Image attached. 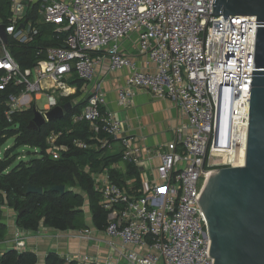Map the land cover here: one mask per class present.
I'll list each match as a JSON object with an SVG mask.
<instances>
[{
    "label": "built area",
    "instance_id": "1",
    "mask_svg": "<svg viewBox=\"0 0 264 264\" xmlns=\"http://www.w3.org/2000/svg\"><path fill=\"white\" fill-rule=\"evenodd\" d=\"M8 1L9 16L5 23L0 20L7 35V43L0 37V90L10 84L20 87L5 100L8 121L31 103L46 120L45 112L59 105L60 98L75 94L69 83L73 74L84 82L94 78L100 54L108 56L111 70H129L118 91L120 106L140 88L172 100L186 116L175 137L157 153L154 174L128 188L113 181L109 169H121L127 162L139 165L142 149L105 109L100 86L89 92L85 106L71 120L87 121L94 142L73 143L113 152L116 141L121 159L92 175L107 212L105 230L67 231L107 243L115 259L83 255L67 257L64 264H213L206 218L197 201L206 178L197 175L199 170L244 165L256 18L214 15V0ZM35 4L37 21L55 25L64 36L59 45L37 48L33 66L22 69L9 39L19 44L35 40L39 30L27 18ZM132 35L138 57L153 69L141 70L122 51V42ZM47 77L54 86H42ZM43 96L46 103L39 109L36 102ZM56 137L49 139V152L59 159V151L66 148L55 144ZM13 245L21 251L24 241L17 238Z\"/></svg>",
    "mask_w": 264,
    "mask_h": 264
},
{
    "label": "trees",
    "instance_id": "2",
    "mask_svg": "<svg viewBox=\"0 0 264 264\" xmlns=\"http://www.w3.org/2000/svg\"><path fill=\"white\" fill-rule=\"evenodd\" d=\"M10 3L0 0V19L4 23L9 16ZM37 4L28 15L37 26L39 34L31 43H16L9 39L11 54L22 69L30 68L35 63L36 49L51 45H59L64 33H58L55 25L38 22ZM37 21V22H36ZM94 55V54H93ZM83 80L73 74L70 84L77 85L75 94L59 99V105L72 100L81 94ZM20 87L12 84L0 90V150L9 138L14 139L12 147L4 149L0 155V240L6 234V224L2 221V206L12 208L16 212V225L24 230H37L40 226L59 231L82 230L88 227L83 205L85 196L91 215V223L98 231L107 225V212L100 204V195L95 190L93 174L101 173L111 164L121 159L120 152L110 153L104 149L78 148L73 141L80 139L92 144L93 135L89 123L85 120L72 122L71 117L81 112L87 102L82 98L61 118L46 121L37 128L31 127L34 116V103L11 114L7 120L4 111L5 100L10 93L18 94ZM84 104V106H82ZM75 105V106H74ZM55 134L56 145H63L59 159H54L49 152L50 137ZM104 137V135H100ZM19 146H30L37 150L28 160H17L14 153ZM126 169H109L110 177L117 184L125 185L126 179L133 178L135 186L140 185L139 167L134 163H126ZM42 187V193L26 194L27 185ZM64 185L61 194L52 190L53 186ZM85 195H84V194ZM37 256L31 251H18L14 248L0 252V264H36ZM64 258L56 253H49L45 264H64ZM66 264H77L72 260Z\"/></svg>",
    "mask_w": 264,
    "mask_h": 264
},
{
    "label": "water",
    "instance_id": "3",
    "mask_svg": "<svg viewBox=\"0 0 264 264\" xmlns=\"http://www.w3.org/2000/svg\"><path fill=\"white\" fill-rule=\"evenodd\" d=\"M213 14L256 18L244 165L199 170L205 183L197 199L207 222L213 264H264V0H214ZM0 37L7 43L4 24ZM71 102L43 115L34 108L30 126L61 118ZM64 185L52 187L59 193ZM42 193L28 183L26 194Z\"/></svg>",
    "mask_w": 264,
    "mask_h": 264
},
{
    "label": "crops",
    "instance_id": "4",
    "mask_svg": "<svg viewBox=\"0 0 264 264\" xmlns=\"http://www.w3.org/2000/svg\"><path fill=\"white\" fill-rule=\"evenodd\" d=\"M121 46L122 51L136 61L138 68L141 70L153 69L151 65H145L143 58L138 57L135 36L132 35L125 39ZM99 56L94 78L89 82H83L82 87L79 88L81 94L72 100L71 105L73 103L77 105L80 99L87 98L89 92L96 85L100 86L105 95V109L122 122L126 133L133 137L135 144L142 149L143 158L137 165L140 180H142L147 174H154V167L158 163L157 153L165 149L166 144L175 137L177 129L185 124L186 116L172 100L155 97L147 90L140 88L135 90L134 96L126 106H120L118 91L124 87L129 70L127 68L111 70L108 56L105 54ZM71 86L73 90L77 91V85L71 84ZM118 149L119 144L115 141L114 151L110 153H116ZM125 169L126 165L122 164V172ZM125 185L128 188L135 185L134 179H126ZM1 210L2 221L6 224L7 230L4 238L0 240V252L14 248L15 240L22 238L24 247L20 250L35 253L36 264H45V258L49 253H56L64 259L83 255L101 260L109 257L115 259L112 249L105 242L92 241L90 243L91 241L89 242L86 238L74 237L68 231H59L44 226H40L34 231L20 229L16 225L15 211L7 206L1 207ZM84 212L86 217V211L84 210ZM87 224L90 229L95 230L91 223V215L90 223L87 221ZM98 233H100L99 236L104 237L101 232ZM104 239L108 240L107 237ZM114 241L119 243L118 239H114Z\"/></svg>",
    "mask_w": 264,
    "mask_h": 264
},
{
    "label": "rangeland",
    "instance_id": "5",
    "mask_svg": "<svg viewBox=\"0 0 264 264\" xmlns=\"http://www.w3.org/2000/svg\"><path fill=\"white\" fill-rule=\"evenodd\" d=\"M46 103V97L43 96L41 99H39L37 102H36V106L41 109L44 104ZM14 144V139L13 138H9L8 140H6V142L3 144V146L1 147V150H0V155H2L4 149H7L9 147H12ZM34 152H37L36 149L34 148H31L30 146H19L14 153H17V160H28L30 159L32 156H34ZM84 194V193H83ZM85 195V194H84ZM3 207V206H2ZM83 208L84 210L86 211V219L88 221V223H90V214H89V210H88V202H87V199H86V196H85V202H84V205H83ZM16 214V212H15ZM90 242V241H89ZM92 243V240L91 242Z\"/></svg>",
    "mask_w": 264,
    "mask_h": 264
},
{
    "label": "bare ground",
    "instance_id": "6",
    "mask_svg": "<svg viewBox=\"0 0 264 264\" xmlns=\"http://www.w3.org/2000/svg\"><path fill=\"white\" fill-rule=\"evenodd\" d=\"M41 83H42V86L45 88H50V87L55 85L54 80L52 78H49V77L43 79ZM239 151H240V146H239V142H237L236 148L234 150V154L236 156V159H238V155L240 153ZM239 161H241V160L239 159Z\"/></svg>",
    "mask_w": 264,
    "mask_h": 264
}]
</instances>
